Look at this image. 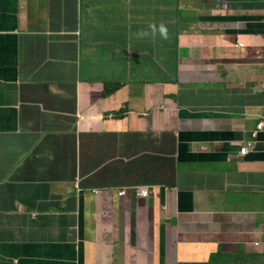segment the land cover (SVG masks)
<instances>
[{
	"label": "crops",
	"instance_id": "crops-1",
	"mask_svg": "<svg viewBox=\"0 0 264 264\" xmlns=\"http://www.w3.org/2000/svg\"><path fill=\"white\" fill-rule=\"evenodd\" d=\"M169 1L0 0V264H264V0Z\"/></svg>",
	"mask_w": 264,
	"mask_h": 264
},
{
	"label": "clouds",
	"instance_id": "clouds-1",
	"mask_svg": "<svg viewBox=\"0 0 264 264\" xmlns=\"http://www.w3.org/2000/svg\"><path fill=\"white\" fill-rule=\"evenodd\" d=\"M168 4L169 7L171 6V2L168 0ZM192 11L191 10V4H186L184 3L183 0H176L175 5L173 7L172 11H169L167 14H162L161 12H159L157 14L158 16V23L151 29L152 35H156L157 34V30L158 27L163 26V25H168V26H172L175 28H183L182 22H183V18H182V14L185 12H189ZM164 32V29H161V33ZM240 46H242V44H239ZM158 61H153L149 63V69L153 68V66L155 65V63ZM151 75V76H150ZM150 75L147 76V78H149L150 80H152L154 78V81L157 82L158 78L154 77V74L150 72ZM143 79L141 77H138L137 75H135L134 79L131 80L130 82H143ZM153 81V80H152ZM92 118H84V119H79V121H92ZM89 127H91V124L89 123ZM264 129V125L260 124L257 127V132L254 133L253 138H256L257 133L262 131ZM253 147V143L252 142H248L245 144L244 147L241 148L240 152H239V156L244 157L248 154L249 149ZM133 191V195L134 197H140V198H147L149 196V189L147 188H132L130 189ZM125 191L126 189H122L120 191H118L116 193V197L117 198H122L125 196Z\"/></svg>",
	"mask_w": 264,
	"mask_h": 264
}]
</instances>
